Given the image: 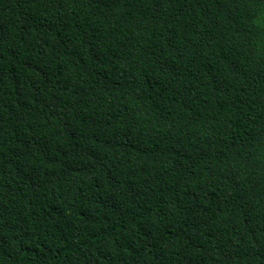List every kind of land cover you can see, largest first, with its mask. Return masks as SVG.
Listing matches in <instances>:
<instances>
[{
	"label": "trees",
	"instance_id": "16d2710c",
	"mask_svg": "<svg viewBox=\"0 0 264 264\" xmlns=\"http://www.w3.org/2000/svg\"><path fill=\"white\" fill-rule=\"evenodd\" d=\"M0 264H264V0H0Z\"/></svg>",
	"mask_w": 264,
	"mask_h": 264
}]
</instances>
